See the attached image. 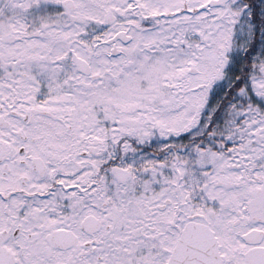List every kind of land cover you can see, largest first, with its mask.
<instances>
[{
  "label": "snow or ice",
  "instance_id": "1",
  "mask_svg": "<svg viewBox=\"0 0 264 264\" xmlns=\"http://www.w3.org/2000/svg\"><path fill=\"white\" fill-rule=\"evenodd\" d=\"M0 264H264V0H0Z\"/></svg>",
  "mask_w": 264,
  "mask_h": 264
}]
</instances>
